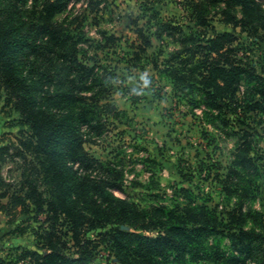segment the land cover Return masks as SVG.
Segmentation results:
<instances>
[{"label": "trees", "instance_id": "obj_1", "mask_svg": "<svg viewBox=\"0 0 264 264\" xmlns=\"http://www.w3.org/2000/svg\"><path fill=\"white\" fill-rule=\"evenodd\" d=\"M79 1L83 12L73 13L72 5ZM166 1L144 0L142 10L150 13L141 17L147 19L146 27L136 19L134 50L109 70L101 51L116 45L118 37L98 30L100 39H95L85 29L86 12H99L103 0H0V89L27 127L16 141L0 147V214L12 222L25 217L35 239L34 247L23 249L15 261L0 255V264H93L100 242L88 234L109 226L110 231L98 235L120 264H169L172 257L188 255L218 263L264 264V212L247 205L261 175L253 151L258 126L264 125L256 122L264 116V77L246 59V42L213 24L219 18L225 27L263 40V4L183 0L190 25H182L164 19L155 8ZM153 37L162 44L171 38L175 48L154 58L148 54ZM144 56L170 82L179 102L193 115L201 109L204 122L220 120L228 127L232 121L227 114L237 115L241 142L220 180L228 198L238 194L233 208L219 211L188 187H175L183 202L142 207L117 194L125 192V167L87 150L86 144L105 136L115 122L133 121L114 100L117 85L136 93L117 67L124 62L144 70ZM143 150L146 166H165L163 158L161 162ZM8 161L21 171L16 182L2 174ZM179 173L187 180L182 169ZM213 235L229 241L227 250L209 246Z\"/></svg>", "mask_w": 264, "mask_h": 264}, {"label": "rangeland", "instance_id": "obj_2", "mask_svg": "<svg viewBox=\"0 0 264 264\" xmlns=\"http://www.w3.org/2000/svg\"><path fill=\"white\" fill-rule=\"evenodd\" d=\"M182 1L168 0L155 5V8L164 19L190 25L188 14L180 5ZM143 2L144 0H103L99 12H86L88 19L85 29L92 38L100 39L98 30H104L119 39L116 45L107 48L105 53L101 51L103 63L109 70L115 69L116 62L134 50L132 44L138 38L135 21L144 14H150L142 10ZM261 2L264 7V0ZM72 7L73 13L80 14L85 5L83 1H79ZM146 20L141 18L140 25L146 27ZM213 24L219 31L226 28L246 42V59H249L257 73L264 77V39L257 41L256 38H250L243 33L240 28L234 31L232 27H225L219 18H215ZM165 40L162 44L153 37L154 47L148 50V54L152 56L154 53V58H157V54L163 50L162 58L166 57L168 52L175 48V43L171 38ZM143 58L142 63L148 64L144 70L129 67L124 62L117 67L119 77H125V84L132 86L136 93H125L123 87L117 85L118 91L114 100L120 109L128 112L133 121L128 124L115 122V126H109L105 136H95L94 142L87 143V150L96 158L113 160L125 167V192L117 194L130 198L142 207L183 202V198L175 194V187H188L201 198L210 200L209 206L218 207L219 211L233 208L239 200L238 194L228 198L220 180L227 173L233 153L241 142L242 126L234 121L238 118L237 115L227 114L232 121L228 127L223 126L220 120H216L215 125L204 122L201 109L196 110V115H193L188 105L173 96L170 82L149 65L150 58ZM144 74L148 77L147 83L142 78ZM261 121L264 124V116L256 119L257 123ZM257 123H254V126H258ZM258 128L259 135L254 139L253 155L260 166L261 175L254 184L255 192L253 191V197L247 200V205L264 212V125ZM25 130L27 127L21 124L19 114L8 104L4 91L0 89V147L16 141L20 132ZM205 132L208 134L206 137ZM143 148H146L152 157H158L159 160L163 158L165 166H146L144 160L148 153ZM17 167L13 161L3 165L2 174L8 182H16L19 179L21 171L17 170ZM180 169L188 176L187 180L180 175ZM31 225L37 228L39 223L32 222ZM112 227L89 232L90 239L100 242L93 264H120L111 248L101 242L102 238L98 235L100 232L110 231ZM18 228L27 230L20 234L15 232ZM121 228L129 230L127 226ZM34 244L35 239L32 230L27 222L25 223V217L20 216L17 221L12 222L10 217L0 214L1 256L15 261L16 256L23 253V249L33 248ZM208 244L210 247L219 245L223 250H227L229 241L213 235L208 239ZM169 264L230 263H218L213 259H192L188 255L183 260L172 257ZM240 264L259 263L248 261Z\"/></svg>", "mask_w": 264, "mask_h": 264}, {"label": "clouds", "instance_id": "obj_3", "mask_svg": "<svg viewBox=\"0 0 264 264\" xmlns=\"http://www.w3.org/2000/svg\"><path fill=\"white\" fill-rule=\"evenodd\" d=\"M142 78L145 80L146 83L149 81V80H148V77H147L146 74H144V75L142 76Z\"/></svg>", "mask_w": 264, "mask_h": 264}]
</instances>
